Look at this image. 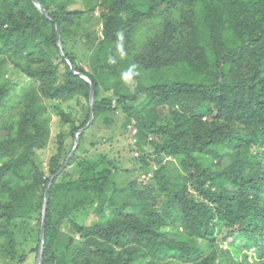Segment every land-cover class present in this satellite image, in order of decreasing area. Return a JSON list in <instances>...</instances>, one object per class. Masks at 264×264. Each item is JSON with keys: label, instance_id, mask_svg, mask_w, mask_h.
<instances>
[{"label": "trees", "instance_id": "1", "mask_svg": "<svg viewBox=\"0 0 264 264\" xmlns=\"http://www.w3.org/2000/svg\"><path fill=\"white\" fill-rule=\"evenodd\" d=\"M37 1L0 0V264L36 257L46 185L89 120L74 71L93 119L49 185L42 264H264V0ZM119 108L128 179L85 146Z\"/></svg>", "mask_w": 264, "mask_h": 264}, {"label": "rangeland", "instance_id": "2", "mask_svg": "<svg viewBox=\"0 0 264 264\" xmlns=\"http://www.w3.org/2000/svg\"><path fill=\"white\" fill-rule=\"evenodd\" d=\"M70 8H83V6L79 2H76L75 4L71 5ZM99 32H100V28H97L96 34H99ZM84 49H85V45H82L79 42H77L76 50H78V52L81 54H85ZM12 80L14 82H17V84L13 82L17 90L26 81V79L23 76L16 73L12 75ZM127 80L131 81V78L128 77ZM132 84L133 83H131V85ZM109 115L111 117V122H104L103 121L104 118H101L95 123L93 128L87 132L85 146L88 149L92 148L93 149L92 152H97V153L101 152L103 154H106L110 158L113 159L115 158L117 160L116 164L118 167L128 170L127 173H119L118 178L128 179V178L137 177V175L140 173L141 162L138 160L139 154L133 146L135 143V137L132 136L133 134H135V132L132 131L133 126H131V131L124 130L123 122L125 116L120 108L117 109L114 113H109ZM51 124H52L51 133L53 138L55 132L57 131V129H59V126H57V117L54 114H51ZM93 140L96 141L97 144L91 147L90 142ZM71 141H73V138L72 137L68 138L66 140V145L70 144ZM52 151H53L52 143H50L45 148L36 151L38 156V161L42 164V166L44 167L46 166V162L49 156L51 155ZM172 171L174 172L173 169ZM93 216H94L93 214L91 215L90 213H88L85 217H83V220L85 221V223L86 222L89 223ZM225 246L226 245H224L223 247ZM36 257L34 253H31L29 256V263L35 264Z\"/></svg>", "mask_w": 264, "mask_h": 264}, {"label": "water", "instance_id": "3", "mask_svg": "<svg viewBox=\"0 0 264 264\" xmlns=\"http://www.w3.org/2000/svg\"><path fill=\"white\" fill-rule=\"evenodd\" d=\"M32 2L41 10V12H43L44 14H46L44 8L40 5V3L37 0H32ZM57 45H58V49L59 52L61 53V55L64 56L62 48H61V44H60V39L58 36L57 39ZM75 74H79L82 78H84L85 80H87L90 83V94H89V105H90V115H89V120L87 122V124L84 126V128H81L78 132L75 133L74 136V144L73 147L69 153V155L66 157V159L64 160V162L62 163V165L60 166V168L57 170V172L49 179V182L46 185L45 188V192H44V201H43V207H42V214H41V223H40V244L38 247V251H37V257H36V262L35 264H42V254H43V247H44V219H45V207H46V202H47V198H48V188L49 185L51 183V181L53 180V178L58 175L67 165L69 159L71 158V156L73 155L76 146L78 144V134L81 133L84 129L88 128V126L90 125L92 119H93V102H94V87L92 85V81L88 76L82 75L76 71H74Z\"/></svg>", "mask_w": 264, "mask_h": 264}, {"label": "built area", "instance_id": "4", "mask_svg": "<svg viewBox=\"0 0 264 264\" xmlns=\"http://www.w3.org/2000/svg\"><path fill=\"white\" fill-rule=\"evenodd\" d=\"M129 127H130V129H131V126H129ZM132 131L136 133V129H135V128H133V127H132ZM149 175H150V173H149V174H147V176H149ZM144 176H145V175H142V177H144Z\"/></svg>", "mask_w": 264, "mask_h": 264}]
</instances>
